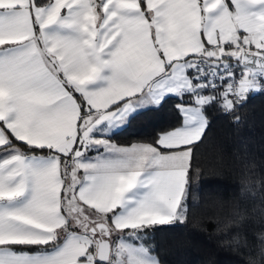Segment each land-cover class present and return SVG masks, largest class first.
<instances>
[{
    "label": "snow or ice",
    "instance_id": "snow-or-ice-1",
    "mask_svg": "<svg viewBox=\"0 0 264 264\" xmlns=\"http://www.w3.org/2000/svg\"><path fill=\"white\" fill-rule=\"evenodd\" d=\"M257 94L264 0H0V264H162L209 110ZM172 98L177 123L115 142Z\"/></svg>",
    "mask_w": 264,
    "mask_h": 264
},
{
    "label": "trees",
    "instance_id": "trees-1",
    "mask_svg": "<svg viewBox=\"0 0 264 264\" xmlns=\"http://www.w3.org/2000/svg\"><path fill=\"white\" fill-rule=\"evenodd\" d=\"M175 98L156 112L132 120L118 144L152 142L178 122ZM211 126L195 149L201 170L197 201L190 200L186 226L163 228L153 241L162 264H264V94L238 109L239 124L216 108Z\"/></svg>",
    "mask_w": 264,
    "mask_h": 264
},
{
    "label": "crops",
    "instance_id": "crops-1",
    "mask_svg": "<svg viewBox=\"0 0 264 264\" xmlns=\"http://www.w3.org/2000/svg\"><path fill=\"white\" fill-rule=\"evenodd\" d=\"M116 142V141H115ZM117 143V142H116ZM132 143V142H131ZM130 144V143H129ZM121 145H128V144H121Z\"/></svg>",
    "mask_w": 264,
    "mask_h": 264
}]
</instances>
